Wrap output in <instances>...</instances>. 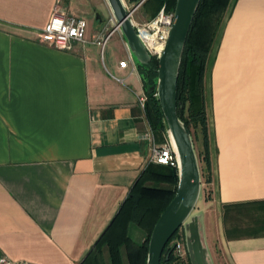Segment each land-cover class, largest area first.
Returning a JSON list of instances; mask_svg holds the SVG:
<instances>
[{
    "label": "crops",
    "instance_id": "1",
    "mask_svg": "<svg viewBox=\"0 0 264 264\" xmlns=\"http://www.w3.org/2000/svg\"><path fill=\"white\" fill-rule=\"evenodd\" d=\"M122 2L132 24L153 16ZM54 8L85 20L83 43L37 42ZM110 18L105 0H0V257L75 264L147 160L141 75ZM210 83V180L193 214L212 264H264V0H232ZM204 97L206 112L205 82Z\"/></svg>",
    "mask_w": 264,
    "mask_h": 264
},
{
    "label": "trees",
    "instance_id": "2",
    "mask_svg": "<svg viewBox=\"0 0 264 264\" xmlns=\"http://www.w3.org/2000/svg\"><path fill=\"white\" fill-rule=\"evenodd\" d=\"M145 1L154 6L153 16L162 4L166 10H173L175 3V0ZM231 4L232 0L199 1L185 39L176 80V113L188 128L192 140L195 133L200 134L202 152L199 160L203 161V168L199 167V172L204 183L210 180V166L203 76L211 44ZM156 66L153 57L147 64L138 65L143 89L153 83ZM145 93L147 99L143 117L153 141L160 144L166 137L163 116L156 97L151 92ZM176 181V167L146 161L112 217L75 264H145L149 233L172 198ZM130 225L142 231L141 241L131 237L128 231ZM177 231L165 244L159 264H189L188 258L182 261L172 254L170 242Z\"/></svg>",
    "mask_w": 264,
    "mask_h": 264
},
{
    "label": "water",
    "instance_id": "3",
    "mask_svg": "<svg viewBox=\"0 0 264 264\" xmlns=\"http://www.w3.org/2000/svg\"><path fill=\"white\" fill-rule=\"evenodd\" d=\"M118 27L129 55L137 65L147 64L151 56L135 33L130 12L122 0H105ZM200 0H175L173 19L164 47L156 58L157 66L153 83L144 88L155 91L156 99L166 127L165 136L171 143L177 169V181L172 198L154 222L147 239L145 264H159L162 250L179 229H182L189 264H212L204 243L201 214L194 213L200 197L201 182L192 136L176 113V80L185 39Z\"/></svg>",
    "mask_w": 264,
    "mask_h": 264
},
{
    "label": "built area",
    "instance_id": "4",
    "mask_svg": "<svg viewBox=\"0 0 264 264\" xmlns=\"http://www.w3.org/2000/svg\"><path fill=\"white\" fill-rule=\"evenodd\" d=\"M112 18V17H111ZM110 18V19H111ZM173 19L172 10H166L162 4L157 10L156 14L149 20L142 23L133 24L134 30L145 50L151 58H157L163 47L168 34L169 27ZM86 22L81 17L64 14L54 8L44 26L37 31L36 40L46 46L58 51H66L71 48L73 43H83L85 41ZM117 28V27H113ZM112 30V29H111ZM110 30V31H111ZM110 31L106 34H95L91 37V42L100 47H103ZM130 59V56H128ZM128 63L127 59L119 62L120 67H125ZM153 97H156L155 91L151 92ZM136 103L143 112V107L147 99V94L142 89L135 95ZM144 138L149 143V155L146 161L162 164L166 166L176 167V157L171 143L164 138L160 144L153 141V137L149 126L144 134ZM172 244V254L179 260H186L187 252L184 245V238L182 229L179 228L176 237H174ZM0 264H29L26 261H11L5 257H0Z\"/></svg>",
    "mask_w": 264,
    "mask_h": 264
},
{
    "label": "rangeland",
    "instance_id": "5",
    "mask_svg": "<svg viewBox=\"0 0 264 264\" xmlns=\"http://www.w3.org/2000/svg\"><path fill=\"white\" fill-rule=\"evenodd\" d=\"M107 16H108L107 10L102 9L100 11L99 18L105 21L107 19ZM219 31H220V28L211 44V47H210V50L207 56V60H206V67H205V72H204V77H203L204 82H205V88H206V116H207L208 121H209V108H210V99H211V83H210L211 82V57L213 54L214 47L216 45V40L218 38ZM193 145H194V150H195V154L197 157L198 167L203 168V161L199 160L202 151H201L200 134L198 132L195 133V136H193ZM200 182H201L200 197H201L202 195L205 194V190H206V184L203 182V178L201 176H200ZM130 228L131 229L129 232H130L131 237H133V239L138 240L142 231L138 229L137 227H135L134 225H130Z\"/></svg>",
    "mask_w": 264,
    "mask_h": 264
}]
</instances>
